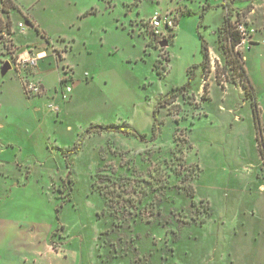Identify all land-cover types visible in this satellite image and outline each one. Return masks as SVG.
I'll use <instances>...</instances> for the list:
<instances>
[{
  "label": "rangeland",
  "instance_id": "374dc122",
  "mask_svg": "<svg viewBox=\"0 0 264 264\" xmlns=\"http://www.w3.org/2000/svg\"><path fill=\"white\" fill-rule=\"evenodd\" d=\"M6 5L14 10L1 12L0 3V29H9L0 32V227L63 226L49 243H65V264H264V0ZM155 11L173 13L175 28L157 37L144 32ZM227 16L253 30L233 52L252 90L242 86L232 54L219 47ZM12 29L20 44H46L39 96L28 97L22 79L41 80L14 66L1 76L4 62L14 65L18 57ZM202 41L206 74L199 67ZM66 67L73 91L63 101ZM187 82L184 95L160 108L151 138L155 106ZM112 125L144 137L98 129ZM120 163L131 178L151 181L157 166L163 180L167 163L180 174L169 171V187L154 182L147 196L135 198L136 222L113 210L119 232L110 242L113 258L101 241L108 219L95 188L107 185L98 179L107 166L117 170Z\"/></svg>",
  "mask_w": 264,
  "mask_h": 264
},
{
  "label": "trees",
  "instance_id": "16d2710c",
  "mask_svg": "<svg viewBox=\"0 0 264 264\" xmlns=\"http://www.w3.org/2000/svg\"><path fill=\"white\" fill-rule=\"evenodd\" d=\"M209 8V7H208ZM240 23L239 21H235V22H230V18L227 16L225 18L224 24L222 25V27L217 31V41L219 43V47L222 48H226V53L232 54V56L234 55L233 52L235 50V48L241 43L242 37L239 34V32L237 30H235L236 24ZM30 24V23H29ZM31 25V24H30ZM143 26H144V32L148 33L149 35H151L146 27L147 25L145 24V22H143ZM4 30H6V33H9V29H0V32H3ZM141 29H139L140 31ZM5 32V31H4ZM37 33L38 30H36ZM142 32V31H140ZM44 37V35H42ZM225 40L226 43H228V46L225 47V42H223V39ZM46 43H49V40L47 38H45ZM201 52L203 55V60L201 62V64L199 65V67H201V69L204 71V73L206 74V70L209 67L210 64V59H209V50H208V45L205 42H201ZM225 52V50H224ZM236 54H238V52H236ZM233 61H235V67L238 68V72L240 73L239 75V80L242 83V86L244 88H249L250 90H252V86L249 83L248 80V76L246 74L245 69L242 67L241 63L239 62V59H236L235 56H233ZM197 68V66L192 67L191 69H189L188 73H189V79H191L194 76V72L193 70ZM196 70V69H195ZM71 82V80H69ZM69 81H65V80H59V84L60 85H68L67 83ZM220 84V83H219ZM41 86V84H40ZM190 86V82H187L185 85H183L180 88H176L174 89V91H178L177 93H171L170 95L163 97L161 99V101L159 103H157V105L155 106L154 112H153V132L151 134V138H154V133H155V129L157 128V113L159 112L160 108L164 107L165 105H170L173 104L175 102V100L180 96V95H184L185 94V90H188ZM183 92V93H182ZM256 106V104L254 105ZM99 131H104V132H113V133H118V134H124L126 136H130L133 135L134 137L137 138H143L144 136H139L137 134H133L132 131L130 130H126L122 127L119 126H107V127H98ZM126 166V164H125ZM109 172L107 171L106 175H99L98 179L99 180H104L106 182V186L105 187H99V188H95L96 189V193L101 197V200L103 201L104 207L102 212H104L102 214V216L105 214L107 220V229L105 230V233L100 234L101 237H103V239L101 238V241L103 242V244L105 245V247L107 248V253L109 254V256H112L113 253L110 252L111 249V241L113 239H117L118 233L119 232H113V229L115 226H117V222L116 217L114 214L115 212L113 210H120V214L123 215H119L121 217H132L134 218V222H136L137 220L135 218H137L138 212L134 213V203H135V198L139 197V201L147 196L148 194V188H152L153 183L157 182V187H165L167 188V186H170V180L168 177V172L169 171H173L175 172V174L179 175L180 173H177L175 171V169L172 168V165H169L168 163L166 164V169H165V178L162 180V178L160 177H156V173H157V166L154 167L153 172L150 175V180H146L142 177H135V178H131L128 175H126L128 172V169L124 166L121 165V163L117 166V170L115 168H113L112 166H107ZM125 169V170H123ZM118 171V172H117ZM167 172V175H166ZM103 176V177H102ZM95 184V183H94ZM150 184H152L150 186ZM150 191V190H149ZM187 195L190 198V204L194 205L195 201H194V197L193 194L189 195V193H187ZM133 207V209H131ZM137 209V208H136ZM137 214V215H135ZM135 216V217H134ZM126 217V218H127ZM131 218V219H132ZM126 244V243H125ZM126 250L125 245H123L122 250L124 249ZM119 248H118V253L119 252ZM123 256V255H122ZM127 256V255H126ZM124 257V256H123ZM113 258H115V255H113Z\"/></svg>",
  "mask_w": 264,
  "mask_h": 264
},
{
  "label": "crops",
  "instance_id": "0c3cea01",
  "mask_svg": "<svg viewBox=\"0 0 264 264\" xmlns=\"http://www.w3.org/2000/svg\"><path fill=\"white\" fill-rule=\"evenodd\" d=\"M130 19L132 20V18ZM27 26H30V24L27 23ZM4 31L6 33V30ZM12 31L14 34H11V38L13 40V43L15 44V49L19 57L27 59L39 55L40 58L37 62L36 67L33 68L35 70H33L32 73L29 74V70L26 71L25 69H23L21 70V75L25 77H32L35 81L41 80V85L45 90V85L40 76V69L43 60H46V51L44 50L46 44L40 43L39 40L38 42H32L33 44L37 45L38 49L41 50L39 52H35V49L33 50L32 48L33 44L18 43L15 38V34L18 31L16 32L15 29H12ZM140 31L138 30L137 33L141 34L142 32ZM6 34L8 35V33ZM7 35L4 34V36ZM69 70V68H65V81H72L74 79L73 76L70 75ZM259 190L263 191L264 186H261ZM8 224H2V227H0V264H65V252L63 250V246L65 243L54 244L52 240L51 243H49L51 235L53 237V235H56L57 232L64 233L63 226H61L60 229L55 230L56 233L55 231H53L54 229L51 225V227H39L38 229L37 227H32V229L27 230L19 229V231H21L19 233L17 229L15 231L11 229L14 225H12L11 223ZM8 231H11V233H8ZM60 239L64 238L60 237Z\"/></svg>",
  "mask_w": 264,
  "mask_h": 264
},
{
  "label": "built area",
  "instance_id": "2783aa9c",
  "mask_svg": "<svg viewBox=\"0 0 264 264\" xmlns=\"http://www.w3.org/2000/svg\"><path fill=\"white\" fill-rule=\"evenodd\" d=\"M147 25L146 29L147 31L153 36L157 37L165 32H169L173 30L176 26V17L173 13L171 12H165V13H160V12H153L152 15L147 19L145 22ZM19 27L23 28V25L20 23ZM235 30L239 32V34L243 38L248 37L251 33H253V30L246 27L243 23H237ZM240 45V44H239ZM39 55L27 59H23L21 57H17L14 60V68L18 70H22L23 68L26 69L28 67L30 68H35L37 65V62L39 60ZM24 81V92L25 94L30 97V96H39L42 92L41 86L39 83H31L29 79H25ZM72 92V87L71 85H64V89L60 90V95L59 98L63 101L67 100L69 98V94ZM51 109L53 112L58 113L59 112V107H57L55 104H52Z\"/></svg>",
  "mask_w": 264,
  "mask_h": 264
},
{
  "label": "water",
  "instance_id": "95a60500",
  "mask_svg": "<svg viewBox=\"0 0 264 264\" xmlns=\"http://www.w3.org/2000/svg\"><path fill=\"white\" fill-rule=\"evenodd\" d=\"M11 67L12 65L8 61L4 62L1 67V76H4L11 69Z\"/></svg>",
  "mask_w": 264,
  "mask_h": 264
},
{
  "label": "flooded vegetation",
  "instance_id": "af4514ba",
  "mask_svg": "<svg viewBox=\"0 0 264 264\" xmlns=\"http://www.w3.org/2000/svg\"><path fill=\"white\" fill-rule=\"evenodd\" d=\"M3 2H4V4H5V6H4V4H3ZM8 2V0H0V3H2V5L4 6V7H2V9H1V12H6V13H8V10H6L5 8H7V9H13L14 10V6L13 5H11V6H7L6 5V3ZM13 66V65H12Z\"/></svg>",
  "mask_w": 264,
  "mask_h": 264
}]
</instances>
